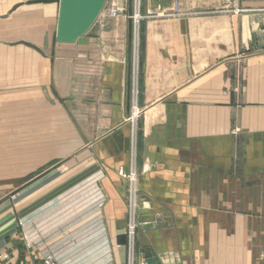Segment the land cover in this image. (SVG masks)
Returning <instances> with one entry per match:
<instances>
[{
	"label": "crops",
	"instance_id": "crops-1",
	"mask_svg": "<svg viewBox=\"0 0 264 264\" xmlns=\"http://www.w3.org/2000/svg\"><path fill=\"white\" fill-rule=\"evenodd\" d=\"M122 2L62 44L57 2L0 0L5 264H121L131 165L136 264H261L264 0Z\"/></svg>",
	"mask_w": 264,
	"mask_h": 264
},
{
	"label": "water",
	"instance_id": "water-1",
	"mask_svg": "<svg viewBox=\"0 0 264 264\" xmlns=\"http://www.w3.org/2000/svg\"><path fill=\"white\" fill-rule=\"evenodd\" d=\"M58 3V23L54 43L70 44L83 37L103 12L107 0H52ZM129 13H133V0H129ZM131 58V45H130ZM121 264L127 262V236H118ZM151 264V262H147Z\"/></svg>",
	"mask_w": 264,
	"mask_h": 264
},
{
	"label": "built area",
	"instance_id": "built-area-1",
	"mask_svg": "<svg viewBox=\"0 0 264 264\" xmlns=\"http://www.w3.org/2000/svg\"><path fill=\"white\" fill-rule=\"evenodd\" d=\"M141 7V0H133V13L130 14L126 8H122L121 5L113 3L109 8V14L111 16H117L121 13H126L129 18L133 19L135 29L138 27L141 19L144 17L138 13ZM137 26V27H136ZM138 111L135 112V115ZM120 174L126 179V194H127V209L129 217V225L126 232L127 236V262L126 264H136V251H135V236L136 230L139 225L137 221V214L139 210V187H138V177L134 170L133 165L125 170V168L120 169ZM7 256L0 254V264H5V259ZM44 264H57L56 260L51 257H47L44 260ZM142 264H147L146 260L142 261ZM261 264H264V240L261 250Z\"/></svg>",
	"mask_w": 264,
	"mask_h": 264
},
{
	"label": "rangeland",
	"instance_id": "rangeland-1",
	"mask_svg": "<svg viewBox=\"0 0 264 264\" xmlns=\"http://www.w3.org/2000/svg\"><path fill=\"white\" fill-rule=\"evenodd\" d=\"M108 1H109V0H107V3H106V5H105V7H104V9H103L102 14L100 15V17L97 19V21L95 22V24L92 26V28H91L89 31H91V30H93L94 28H96L97 24H99V22H101L102 18H104V16H105L104 14H105V12H106V9H108V7H109ZM141 1H142V0H141ZM122 3H123V4L121 5V7H122V8H126V7H127V4H128V0H123ZM58 10H59V6H58ZM89 31H88V32H89ZM53 32H54V31H53ZM88 32H87L83 37L79 38L78 40H81L82 38L86 37V36L88 35ZM52 37H54V35H53ZM261 250H262V248H261Z\"/></svg>",
	"mask_w": 264,
	"mask_h": 264
}]
</instances>
